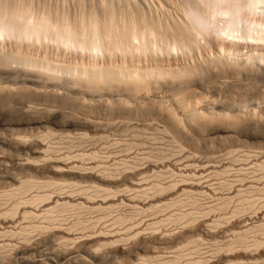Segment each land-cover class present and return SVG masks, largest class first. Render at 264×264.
Here are the masks:
<instances>
[{
  "label": "bare ground",
  "instance_id": "1",
  "mask_svg": "<svg viewBox=\"0 0 264 264\" xmlns=\"http://www.w3.org/2000/svg\"><path fill=\"white\" fill-rule=\"evenodd\" d=\"M6 2H7V0H6ZM190 2H192V1H190ZM210 2H212V4H213L212 8L207 9L210 12H208L206 9L202 12V10H200V9H197V8L194 9L193 8L195 10V13H197L198 18H199V19L197 18L194 20V21H197V22H195V24L197 23V25L193 26L194 25V23H193L192 27H189V26H191L192 23H190L188 21L190 23V25H189V23L186 22L187 20L186 21L183 20L182 22L179 20L180 21L179 24L177 23L178 21L177 22L175 21L173 28H172V26L170 28H169V26H167L168 28L165 27V29H164V30L169 29L168 30V32H169V31H171L170 29L172 28V32H169L166 34L165 33V32H167V30H166L164 33H160V36L162 35L164 40H162L163 39L162 38L161 40L159 39V41H162V43H163V41L164 42L166 41L165 43L168 42V46L170 48L176 44H177L176 47L177 46L179 47L180 46L179 44H181V46H183V47L188 46L190 48L191 47V41L193 40L192 38L195 35L193 34L194 36L193 37L191 36L192 38H190L189 35L191 33H193L192 30L191 31L187 30L188 33L190 32V34L184 35V33H186L187 31L185 30V32H184L182 30L184 33L181 32V27H183V29H187L188 27L191 29L193 28L198 33V35L202 34V36H203L202 38H204V39L206 38L207 43L210 42V45L213 48L212 49L213 50L212 55L209 57L207 56L205 58L201 57V58H203V60L201 62H198L195 64L194 63L191 65L186 64V66H183L180 68L174 67V68H168L166 70H162L158 66H156L155 68H152V67L146 68L145 67L143 70L139 68V70H138V68H136V67H134L135 68L134 69L132 67L127 68L126 66H121V65H120L121 67H119V66L117 67L116 65H115V67H114V65L109 66L111 64H109V65H106V64L105 65H100V64L95 65V63L94 64L92 63L89 66V65H87L89 62L86 63V65L81 64V62H80L81 65L77 64V63L76 64H74V63L70 64L71 62L64 64V62L61 63L59 61H55V59L53 61V59L51 60L50 58L49 59H47L45 57L40 58V57H35L34 55H30L31 53H24L25 47L21 46L22 44H24L26 42V40L28 42L30 41L29 43L33 44V43H35L34 41L36 39H39V40L41 39L40 42L42 40L46 41L44 39H48V42H49V40L52 41V39H53V40H55V41H53L55 43H56V41L63 39L64 41H62V42L65 43V41H66L65 44H67V45L69 44L71 47L69 45H68V47H70V48H72L71 44H74L75 45V46H73L74 49H77L76 47L78 45H80L79 43L81 41L82 42L81 44L84 47L86 46L84 48L85 49L84 50L82 45H81L80 48L83 49V51H86V49L88 50L86 52H89V50L91 49L92 51L91 50L90 51L92 53H93V51L98 52L99 50H100V52L105 51V49L102 46L103 45L109 46V41H111V38H113V37H114L113 38L114 40L117 39V40H115V42H117V41L122 42V40L124 39L123 38L124 36L122 37V34L124 35L126 33L130 36L131 34L134 33L133 37H134V35L136 36V30H137V29H135L136 26L132 25V27H131V24H130V27H129V23H131L133 21L129 20L130 22H127L128 24H126V26L128 28L123 26V25H125L126 22L125 23L122 22L123 24H121V28H127L128 29V31L126 29L127 32L124 31L125 29L124 30L122 29V31H121L120 26L114 24L117 21L115 19L116 18L115 13L119 10L122 11L121 8L119 10L113 9L115 11V13H114L115 15H113V17H115V18L109 17L113 13L112 12L111 14H109L110 10H109L108 14L105 12L108 15V16L107 15L106 16L109 18V20H111V19L116 20L113 22V24L111 23L113 20H111V22H108L109 20H107L106 17H103L102 20L100 18V20H99V18L97 16H95L98 13L93 12V11H95L94 9H90L89 13L93 12L95 15L90 14V16L87 17V19L85 17V19L81 21L80 26L82 27L84 25L83 29L81 27H79L80 31L82 29L81 33L82 32L84 33V31L85 32L88 31V32H86L87 36H86V34L85 35L81 34V35H84L81 37L80 34H78L79 31L78 32L76 31V29L78 30V28L74 27L75 30L72 29L73 26H77L75 21H79L80 17H78V19L76 18V20L73 22V24H76V25H73V26L68 24V23L72 22L71 19H68V23H66V24L65 23L60 24L59 22H61V21L64 22L65 18L62 19L61 21L57 22L59 20L58 17H51V18H54V20H55V18L58 19L56 21L57 22V24H56V22H52L51 18H50L51 22L46 21L50 16L48 13H45V11L47 10V9H45V11L42 10L44 13L42 11L41 12L44 15L45 14L48 15V17L44 16L47 19H45L43 16H42V18L39 17V20L41 19L40 21H42V19H43V22L45 23L44 25H42L43 23L37 19H36V21H39V22H35L33 20L34 23L32 22V24L31 23L26 24L27 20L25 19V21H23L21 19V17H19L21 20L19 19V21H18L17 14H15V17L17 18L16 19L14 17V13H11V16L13 14L12 18H15V19L11 20V17L9 16L11 21L9 20L10 22L8 23V20H7L8 14H5V11H2V10H4L2 7L1 11L4 12L3 15H5V17L6 16L7 17L6 18L4 17L5 20L1 17L3 20L2 19L0 20L1 21L0 22V42L4 43L5 41H8V40L10 41L11 38L13 36H15V38L16 37L20 38V40H17V38L16 39L12 38L15 42L12 40V41H10L11 44H12V42H14V44L15 43L20 44L21 42H18V41L24 42V43L20 44L21 47H24V49H23L24 51H22V49H21L22 52L19 51L20 48H17L16 50H15V48H14V50H11V49L9 50V48H11V47L13 49L14 45H12L11 47L8 45L5 48L6 43H5L4 49H7L9 47L7 49L9 51H4V49H1L2 51H0V185H4V184L9 185L10 184V186H11L10 190L7 189L8 191H1V195H3V198H10V197L12 198V196L18 195L19 192L21 194L22 193L23 194L20 195L16 200H14L11 203L7 202L10 199L7 201L5 200L7 202L6 203L4 201L6 203L5 205L3 203H1L3 199L0 200V264H96V263L104 262L106 257H108L113 252H115L114 254H116V253H119L120 255L122 254V256L125 253V255L127 256L128 253H126V251H129V253H130V252H132V250H134V251H136L135 253H137L139 255V252H137V251L142 250L141 249L142 243L145 244L147 242L149 244V242L150 243L152 242L153 244L160 246V245H165V244L169 243V241L172 239V237H174L171 235H166V233L163 237L161 235H158L161 237H157L154 235H152V236L147 235L148 237L147 236L145 237L144 235L141 236L140 235L142 232L141 229H143L142 228L143 224L141 221H140L141 223L136 225V226L133 224L134 226H132L131 229H129V232H127V233L124 232V234L123 233L118 234V231L115 233L99 231V234H94L91 231L88 233H86V231H85L84 234H80V232H77L74 229L75 226L78 225L77 222H79V225H81L82 223L80 221H78V219L76 220V218H75V220L73 219L75 223L73 221H71L72 223L69 222L70 220H72V219H70V217L72 216L71 214H70L71 216L69 218L67 217L69 212H71L69 210H72V212H74L75 214H80V213H76V212L80 211V209L82 211V209L84 207H85V209L90 208L91 210L94 208H103V209H104V207L110 208V207L114 206L115 204H117V202L120 203L119 200L123 202V204L121 202L122 205H124V204L130 205V206L134 205L133 207H136V206L140 207L142 205H144V206L147 205V200H145L146 198L141 200L140 198L135 197L138 199L137 200V199H134L132 197L133 195H131V193H130V191H131L133 193L135 192V193H139L141 195V193H143V192L145 193V191H147L146 195L148 194L147 188H149V187L148 186L146 187L145 184H142L136 178L138 175L143 173V172H141L142 167H136L137 165L133 166L134 164L129 165L131 162L129 164L124 162V163H121V165L123 164L122 169H118V168L114 167L110 171L111 168H109L106 165L102 166V167H96V165L93 161L88 162L85 160V163H86L85 164L83 161L84 159H86L85 157H87V156L91 157L92 156L95 158V157H97V152H95V151L88 152V151H83V150L80 151V149H81L80 146L83 147V144L85 141L83 137H79L77 140L72 139L70 137L72 139L71 140L70 138H68V135H67V137L65 136L66 138L63 136L62 137L58 136L61 139V143L67 142V144L68 143L70 144V146H71L70 148H73L75 146V147L79 148L80 152L74 153V152H72V151H74V149L72 151L70 149L67 152H63V150H62L61 154H59V153L53 154L54 153L53 147H55V146L52 147L51 145H49L48 142L46 141V139H47V137L51 139V137L53 135L52 133L54 131L51 133V131L48 132L47 130H45V132L47 131L49 134L46 132L47 133L46 135L43 133L44 136H41L42 134L36 135V133H35V135H34V133H30V134L28 133L27 134V132H25V131H24L25 133H23V132L20 133L19 130H17L18 131L17 132L16 129L21 130V129L31 128V130H32L33 127L36 128L37 126H42L43 124L53 123L54 125L61 127L59 129H63V131L65 129V132H67V131L70 132L71 129H73V130L74 129H83L84 131H87L88 133H93V134L96 133L97 134L96 129H95V127H97V126H95L96 125L95 123L90 121L91 119L81 121V120H77V118L71 114H67L64 112L60 113L61 109L68 106V105H70V106L71 105L72 106L77 105L80 109V107H82V106L84 108V106H85V105H83L84 103L86 105L88 104L87 107H89V106L92 107V102H103L106 105V107L108 108L109 113L112 114L113 112H115V113L117 112L119 114H122V116H123V114L127 115V117L128 116L130 117L132 115H134V117H136L135 114L136 115L138 113L143 114L144 112H145V114H147L146 112H149V111L152 112L154 110L153 108H157L159 106L161 107V108L160 107L159 108L162 111L163 99L162 98L159 99V95L157 98V97H150L151 93L148 94L149 96L147 95V93H144V92L148 91L149 88L152 85H154V83H160L157 80H158L159 75L162 73L169 74V75L173 76L174 78L179 79L181 83H179V82H177V83H179L181 85L188 83V84H190L188 86H191V84H193L194 86L192 85V87L193 88L195 87L194 91L192 92V91H190V90H193L192 87H189L190 90H188V88L186 89L185 86H183L184 89H182V90H184V92H185V89L187 90V92L189 91L188 92L189 95L186 93L187 97L184 96L185 97V99H184L183 98L184 93L180 87L181 85H179V84H173L172 85V87L175 86L173 88H177V89L180 88L179 90L182 91L181 92L182 96L176 95V97L178 96V98H176L175 94L176 93L178 94V91L174 94L172 93L174 95L173 97L175 99L173 98L174 99L173 100L172 96H171V99H170L171 102H170L169 98L166 96L168 99L166 101L170 102V103L167 102L168 104H166V106L163 105L167 108L166 110L169 111V114L163 113V114H167V116L165 115L166 118H169L168 116L170 115L171 116L170 118H172V117L174 119L179 118L181 120V122L184 121V123L187 125L188 124L190 125L192 122L195 123L197 121L200 122V120L205 121L207 119L212 120V121L213 120L223 121V120H227V119H230V120H232V119L238 120L239 119L240 120L241 118L243 119L240 112L235 111L234 109H229V108L228 109H220L219 108V107H221L220 102H222L224 100L219 101L216 99L217 101H215L212 99L213 98L212 97L211 99L213 100V102H212V100L209 99L211 101L210 104L212 103L211 111H209L210 109H208L207 111H205L206 109L200 111L199 109L201 108L202 105L198 109L197 106H198V103H200L198 101V97L194 96L197 99L194 98L193 96H192L193 98H189V97L192 95L191 92L203 94L201 92L204 91V94H206L205 92H207V90L210 89V88H208L209 86L206 87L207 82L209 83L211 81L210 78L211 79L213 78L214 80L217 79L215 81L212 79L213 82L211 81V83H210L211 84V86H210L211 90H212V88H214V86L212 85V83H214V82L216 83V86L218 87L217 81H219L218 76H220V75L230 74V75H235V76L237 75V77L238 76L240 77L243 74L244 76L248 77L251 75L253 76L255 71H257L256 72L257 74H258V72H260V73H263V75H264V68H262L261 64H260L261 61H264V51L261 50L258 52V50H257V48H263L264 47V9H261L258 7L257 8L249 7V0H239L240 7L235 9V10H232L230 8L219 7L216 5L215 0H210L208 3H210ZM256 2L258 3V0H256ZM0 3H1V0H0ZM8 3H9V1L7 2V4ZM29 3H30V1H29ZM4 4H6V3H4ZM4 4H0V5L4 6ZM10 5H12V4H10ZM14 7L16 8L15 5H14ZM30 7H31V5H30ZM44 7H45V5H44ZM49 7L50 6L48 5L47 6L48 11H52L51 10L52 8L50 9ZM81 8H82V6H81ZM97 8H100V6L96 7L95 9H97ZM29 9H31V8H29ZM5 10L7 11L9 9H7V7H6ZM12 10L13 9H11V11ZM86 10L83 9V12H85ZM103 10H104V7H103ZM105 10H108V9H105ZM113 10H111V11H113ZM33 11H34V9H33ZM53 11H55V9ZM57 12L59 13L58 10H57ZM57 12H55V13H57ZM83 12L81 14H83ZM51 13L52 12H50V14ZM68 13H70V11ZM131 13H128L127 15L129 16ZM33 14H34V12H33ZM85 14H88V13L85 12ZM120 14L123 17L124 12H120ZM120 14H118V15H120ZM66 15H67V13H66ZM118 15H117V18H118ZM1 16H2V14H1ZM58 16H60V14ZM80 16L82 17V15H80ZM131 16L133 17V14ZM141 16H142V14H141ZM9 17H8V19H9ZM62 17H63V15H62ZM120 17L121 16H119V19H120ZM26 18H28V17H26ZM67 18H70V17H67ZM104 18H106L107 22L105 21V23H101L104 20ZM193 18H194V16H193ZM29 19H31V17ZM44 19H45V21H44ZM50 19H48V20H50ZM80 19H83V18H80ZM128 19H130V18L128 17ZM134 19L136 20V17H134L133 20ZM122 20H124V19H122ZM135 20H134V22H135ZM2 21H4V22H2ZM6 21H7V23H6ZM20 21L24 22V25H27V26H24ZM125 21H127V20L125 19ZM28 22H30V20ZM46 22H50L51 24L50 23L46 24ZM65 22H67V20H65ZM134 22L132 24H134ZM183 22L184 23L186 22L187 25H186V23L184 24ZM18 23L21 25V27H20V25H18ZM141 23H142V21H141ZM182 23H183V25H181ZM39 24H41V25H39ZM135 25H137V24L135 23ZM184 25L187 26V28ZM22 26H24V27H22ZM118 26H119L120 31L117 29ZM163 27H162V31H163ZM132 28H134L133 33L131 30ZM137 28H140V25ZM148 28H149V26H148ZM216 28L218 31H220V33L222 35L221 41H224V42H222L223 44L226 41H228V43H229V41H231L230 43L233 45L234 44L235 45H239V44L243 45L244 44V46H246V48L248 47L249 51H247L248 52L246 54L247 60H245V62L241 61L242 59H239V56L241 55V53H239L240 51L238 52L240 55L238 56V58H236V60H234V58H231V56H229V54H230L229 49L230 48H228V46H226L227 44L221 45V47L214 45L215 41H214L213 36H215V35H213V32L216 30ZM73 30L76 31L77 33L74 32ZM129 30L131 33L129 32ZM148 31H149V29H148ZM158 31H159V29H158ZM162 31L160 29V32H162ZM195 31H194V33L197 34ZM89 32H90V36H89ZM143 32H144V29H143ZM74 33L78 34V36L80 37L78 39V41L80 40L78 45L75 44L76 39H75ZM155 33L157 34V32H155ZM182 33H183V35H182ZM72 34H74V35H72ZM97 34H98V36L102 35V37H104L106 35H111L113 37H111V36L105 37L106 39L111 37L109 40L105 41V42L108 41V43H106L107 45L105 43L104 44L102 43V41L105 40L104 38L102 39V41L99 40L100 42L99 41L98 42L100 43V46L98 47L99 43L97 42L96 46L94 43H96V40L98 38L101 39L102 37L101 38L98 37ZM126 34H125V36L129 38V36ZM137 34H138V32H137ZM95 35L97 36V39H95L96 38ZM115 35H118L119 38L115 37ZM143 35L144 34H142V37H143ZM170 35L174 36V37H183L184 41H181L182 42L181 43V42L177 41L175 38L170 40L168 38V36H170ZM78 36L76 35L77 38H78ZM120 36L122 39L118 40V39H120ZM148 36H149V34H148ZM152 36H153V33H152ZM160 36L158 34V38H160ZM84 37L85 38L89 37V39L86 40ZM93 37L95 40H93ZM25 38H26V40H25ZM90 38L92 39V41L90 40ZM128 38L126 41L123 40L125 42V45H126V42L128 43V41L130 39V38L129 39ZM137 38H138V36H137ZM156 38H157V36H156ZM190 39H192V40H190ZM219 39H221V38H219ZM83 40L84 41L86 40L87 43H86V41H85V43L88 45H85ZM114 40H112V41H114ZM89 41H91V43ZM93 41H95V42L93 43ZM137 41H138V39H137ZM10 42H7V44H10ZM124 42H122L121 44L123 45ZM177 42H179V43H177ZM195 42L192 41V43L199 46L198 41L196 40ZM253 42H255V43H253ZM2 43H1V45H2ZM29 43H27V44L29 45ZM119 43H117V44H119ZM89 44H90V47H91V44H93L94 46L92 48H90ZM159 44H160V42H159ZM58 45H60V44H58ZM115 45H116V43H115ZM162 45L165 46L167 44H162ZM108 46L105 47L106 52L110 51ZM119 46H121V45H119ZM215 46H217L218 48L220 47V48L218 49ZM125 47L123 46L122 48L127 49V45ZM173 47H175V46H173ZM254 47L255 48L257 47L256 48L257 53H255V51H253ZM78 48H79V46H78ZM165 48H166V46H165ZM170 48L169 49L167 48V49L170 50ZM191 48H193V45ZM237 51H238V49H237ZM91 52H89V53H91ZM102 53H104V52H102ZM247 62H248V64H247ZM257 74H254V76L255 75L258 76ZM206 75H208L209 77L208 76L206 77ZM260 75H262V74H260ZM207 78L209 80L206 82ZM241 78H242V76H241ZM254 79H256V78H254ZM173 82H175V81H173ZM182 82H183V84H182ZM204 83H206V84H204ZM215 83H214V85H215ZM219 84H220L219 88L222 87L221 85H223V84H221V83H219ZM176 85L177 86L179 85V87H177ZM155 87H158V84ZM159 87H161V86H159ZM172 87H170V88H172ZM225 87H227V86L225 85ZM152 89L155 90L154 87ZM218 89L216 88V90H218ZM224 89L225 88H223V91H224ZM227 90H229V89H227ZM227 90H226V93L229 92ZM170 91H172V90H170ZM213 91L215 92V90H213ZM223 91H222V93H223ZM216 93H218V91H216L215 94ZM219 93H218V95H219ZM224 93H225V91H224ZM152 95L156 96L157 94L156 95L152 94ZM195 95H197V94H195ZM226 95L227 94H225V96ZM162 97H164V96H162ZM220 98H221V96H220ZM161 99H162V101H161ZM199 99H200V97H199ZM37 101L46 102L49 104L48 106H50V107L41 110L37 106L33 105V102L36 103ZM166 101H163V102H166ZM226 101H228V100L226 99ZM87 102H89V103L91 102V105ZM202 102H203V99H202ZM163 104H165V103H163ZM201 104H203V103H201ZM128 105H130L131 107L133 106L134 109L135 108H137V109L133 110ZM167 105H168V107H167ZM5 106L10 108V109L8 111L2 110L1 108L5 107ZM127 106L130 109H128ZM140 106L144 107V108L140 109ZM154 106H156V107H154ZM91 107H89V110ZM223 107H224V105H223ZM150 108H151V110H150ZM85 109H87V108H85ZM96 109H98V108H96ZM110 110H111V112H110ZM157 110L159 111L158 108H157ZM163 110H164V112H166L165 109H163ZM91 111H93V109ZM155 111H156V109L154 110V112ZM158 111H156V112H158ZM141 114H139V115H141ZM170 121L172 122L173 120L171 119ZM177 123H178V121H177ZM210 123H212V122H210ZM256 123H259V122L255 121L254 125H258ZM262 124H261V126H262ZM174 125L177 127V124H174ZM63 131L61 130V132H63ZM105 131H104V133H106ZM179 131L180 132H178V133H180V135L182 134L183 137H189V135L187 134V132H185L183 130V128L181 129V127H180ZM174 132H175V130H174ZM104 133H103V135H104ZM100 134H102V133H100ZM89 135H91V134H89ZM173 135H174V133H173ZM49 136H51V137H49ZM100 137H104V136H100ZM53 139H55V138H53ZM184 139H187V138H184ZM47 140H49V139H47ZM137 161H138V159H137ZM134 163H135V161H134ZM119 165H117V167ZM146 167H149V166H146ZM119 168H120V166H119ZM197 168H199V167H197ZM195 172H198V171L195 169ZM18 175L20 177H18ZM85 176L89 177V179H85L84 178ZM102 179L105 181H108V182H101ZM117 181H119V183H117ZM114 184H115V187L113 186ZM122 185H124V190H120V188H119L120 186L123 187ZM164 185H161V183H158V184L155 183L154 186L152 185L153 186L152 191L154 190V193H158L159 195H163V194L167 195L168 193L169 194L172 193L173 192L172 190L176 188V187H174L176 185H174V186L172 185L174 188L170 190L168 187L171 184H169V186H166V184H164ZM172 186H170V188H172ZM185 188L186 187H184V189ZM188 188H191L189 190H192V188H195L197 191L199 190L202 193H206L208 190H210L208 185H202V183L189 185ZM180 189H181V187H180ZM182 189H183V186H182ZM31 190L32 191L35 190V192L30 193ZM152 191H150V189H149V192L152 193ZM119 192H122V194H120V196L118 194ZM127 192L130 193L131 198H130V196H128L129 193H127ZM189 192H191V191H189ZM27 193H28V195H27ZM151 193H149V194H151ZM158 194H157V196H158ZM144 195H141V196H144ZM167 196H169V195H167ZM154 197H155V195H154ZM176 202H177V200H176ZM176 202H175V204H176ZM177 203H179V202H177ZM172 204L174 205V203H172ZM149 205H151V204H149ZM72 206L74 208L77 207L78 210L75 209L76 210V212H75L74 208H71ZM60 208H61V214H60V212H58V211H60ZM58 216L61 217V221L58 220ZM120 217L123 218L122 216H120ZM125 217H127V216H125ZM176 217L178 218L179 215ZM68 219H70V220L68 221ZM117 219L120 220V218H117ZM172 219H174V218H172ZM80 220H81V218H80ZM206 221L207 220H205V222ZM72 227H74V228H72ZM234 227H236V226H234ZM193 231H194V228H193ZM185 234H187V233L185 232ZM126 236H128L129 239L134 240L132 242V244L131 245H125L126 243L124 242V245L122 244V245L114 246L115 251L113 250V252H112L113 248H111L112 247L111 244H115V243L117 244L118 241L127 239ZM244 239H246L247 242L243 239H242L243 241H241V242H245L244 244L247 243L245 246V247H247V249L250 246H252V244L259 243L258 239L257 240L253 239L254 241L252 243H249V240L246 237H244ZM183 242H185V241H183ZM232 242L234 244V240ZM232 242H230V243H232ZM236 242H238V241H236ZM152 243H151V245H152ZM248 244H250V245H248ZM231 246H232V244H231ZM229 247H230V245H229ZM233 247H235V246H233ZM233 247H231L230 249L228 248V249L232 250ZM97 249H99V252L96 251ZM146 249L148 250V248H146ZM156 252H158V251H155V253ZM155 253L153 255L152 254L148 255V257L150 258V256L151 257L153 256L154 258H161L159 255L158 256L156 255L158 253H156V254ZM237 253H235V252L234 253H232V252L228 253L227 252L223 256L225 257L226 261H228L227 259L230 260V258L233 255L234 256L239 255L240 257H242L243 259H245L247 261H252L247 250L237 252ZM142 258L141 257L137 258L138 260L135 259L136 261H134V258H133V260L131 261L132 262L131 264H137V261L141 262V264H144L145 261H143L144 258L143 259ZM189 261H190V262H188L189 264H215L216 263V262H212L208 258H205V257L200 256V255L193 257ZM157 263L159 264V262H157ZM229 263H230V261H229ZM234 263L236 264L237 262H234ZM160 264H161V262H160ZM232 264H233V262H232ZM239 264H241V263H239ZM242 264H243V262H242Z\"/></svg>",
  "mask_w": 264,
  "mask_h": 264
},
{
  "label": "rangeland",
  "instance_id": "2",
  "mask_svg": "<svg viewBox=\"0 0 264 264\" xmlns=\"http://www.w3.org/2000/svg\"><path fill=\"white\" fill-rule=\"evenodd\" d=\"M8 1H9V3L7 4ZM29 1H30V3H29ZM45 1L46 0H40V1L39 0H7V2H6V0L5 1L1 0L0 4L6 3L7 5L6 4H4V6L0 5V20L2 18L5 20V18L7 16L8 17L10 16L11 20H13L16 18L15 14H17L18 21L20 19L19 17H21V19L23 21H25V19L27 20V23L25 22L26 24H28V23L32 24L33 20L35 22H39L41 20V19L39 20V17L40 18H42V16L48 17L47 14H45V15L43 14L44 13L43 11H45V9H47L45 11V13L49 14L50 17L48 19H50L51 17H58L59 20L56 18H55V20H54V18H51V19H52V22H56L57 20H58L57 22H59L65 18L64 22H62V21L59 22L60 24H63V23L66 24V23H68V19H71L72 22L69 20L71 23H68V24H70L71 26L77 24V26H73L72 29L75 30L74 27L78 28V30L76 29V31L77 32L79 31L78 34H80V36L82 37L85 34L87 36L86 32H88V31L85 32L83 30L84 33L83 32L81 33L84 25L82 27L80 25H81V21L84 20L85 17L87 19V17L90 16V14L92 15V14H94L93 12H95V13L97 12L98 14H96V15L94 14V15L97 16L99 18V20H100V18L102 20L103 17H106L107 20H109V18L107 17L108 16L107 14L110 10L109 14H111L112 12L113 13L109 17H113V15L116 14V18L115 17H113V18H115L118 22L115 19H111L113 21L111 22V20H109L108 22H111L113 24V22L116 21L118 24L116 22L114 24L119 25L120 28H121V24H123L122 22H124V23L126 22L125 25H123V26L127 27L126 26V24H128L127 22H130L129 20L134 22L135 19L133 20V18L136 17L134 24H132L133 22L129 23V27H130V24H131V27H132V25L136 26V28H135V29H137L136 30V36L134 35V37H133L134 28L131 29L133 34H131L130 36L125 33L126 35L129 36V38L132 36L130 38L131 40L128 37H126L125 34L124 35L122 34V37L124 36L123 40L126 41L127 38L129 39L128 43L126 42L127 49H125L126 45H125V42L123 40H122V42H124V44L122 45L121 44L122 42H120V41H119L120 43L118 41L115 42V40H117V39L114 40L113 39L114 37L111 35H106V36L113 37V38L109 37L108 39L105 38L106 36L102 37V35L98 36V34H97V36L100 38L102 37V38L97 39V36L95 35V37H96L95 39H97L96 43H94L95 41H93L95 46H96L97 42L99 40L102 41L103 38L105 39L104 41H102L103 44L108 43V41L107 42H105V41L109 40L110 38H111V41L114 40L112 42L109 41V46L106 44L110 49V51H108V52H106V48H105L107 46H105L101 43L103 45L102 47L105 49V51H102L104 53L100 52L99 49H98L99 50L98 52L93 51V53L91 52L92 51L91 49H90L91 51L89 50V52H91V53L86 52V51H88L87 49H86V51H83V49L86 46L84 47L81 44L82 42L80 40H79L80 41V43H79L78 39L80 37L78 36V34H75V33H74L75 35L72 34L75 36V39H76L75 44L76 45H78V43L80 44V45H78L79 48H78V46L76 47L77 49H74V47H73V46H75L74 44H71L72 48H70L71 46L69 44L68 45L70 47H68V45L65 44L66 41H65V43L62 42V41H64L63 39L59 40L60 42L56 41V43H55V42H53V41H55L53 39H52V41L49 40V42H48V39H44V38L43 39L46 41L42 40L40 42L41 39L40 40L36 39L34 41L35 43H33V44L29 43L30 41L28 42L26 40V38H25L26 44L22 41H18V42H21L20 44L24 43L21 45V46L25 47V49H24V47H21L20 44H18V43L14 44L15 41L13 39L15 38V36H13L12 37L13 39L11 38V40H10V41H12V40L14 41V42H12V44L9 40L5 41L4 43L0 42V51H2L1 49H4V46L6 43L5 48L8 45L10 47L12 45L15 46V47L13 46V49H12V47L11 48L8 47L9 50L10 49L14 50V48L16 50L17 48H20V50L19 49L18 50L19 51H21V49H22V51L25 50L24 53H31L30 55H34L35 57H40V58L41 57L42 58L45 57L47 59L50 58L51 60L53 59V61L55 59V61H59L61 63L64 62V64L70 63V62H71L70 64H73V63L74 64H76V63L80 64V62H81V64L86 65V63L89 62L87 64L89 66L92 63L93 64L95 63V65H99V64L100 65H105V64L109 65V64H111L109 66H113V65H114V67H115V65L117 67L118 66L119 67L126 66L127 68L128 67H130V68L136 67V68H138V70H139V68L143 70L145 67L146 68L147 67L148 68H151V67L155 68L156 66H158L162 70H166L168 68H174V67L180 68V67L186 66V64L191 65L193 63L195 64V63L201 62L203 60V58H205L207 56L208 57L211 56L212 52H213V50H212L213 48L210 45V42L207 43L206 38L205 39L202 38L203 37L202 34L198 35V33L193 28L192 29L189 28V27H192L193 23H194L193 26L197 25V23L195 24V22H197V21H194V20L198 18V15H197V13H195V10H194L195 7L190 6V4L195 3L196 0H189V1L188 0H138V1L137 0H47L46 2ZM190 1H192V2H190ZM209 1L210 0H206V1L204 0L205 3H208ZM210 3H212V2H210ZM10 4H12V5H10ZM29 4L31 5V7ZM14 5L16 6V8L14 7ZM44 5H45V7H44ZM46 5L47 6L49 5L50 6L49 8L50 9L52 8L51 9L52 11H48V8ZM81 6H82V8H81ZM99 6H100V8L95 9L96 7H99ZM2 7L4 10H2ZM6 7L9 10L6 11L5 10ZM103 7H104V10H103ZM29 8H31V9H29ZM120 8L122 9V11L119 10ZM11 9H13V10L11 11ZM33 9H34V11H33ZM54 9H55V11H53ZM83 9L86 10L85 12L88 14H85V12H83ZM90 9H94L95 11H93L92 13H89ZM105 9H108V10H105ZM113 9L114 10L118 9L120 12H124L125 16L123 15V17H122V15H121L122 13L120 14L119 11H117L115 13V11ZM1 10L5 11V14H8V15L5 17V15H3L4 12H2ZM57 10L59 11V13L57 12ZM111 10H113V11H111ZM69 11L71 14L68 13ZM33 12H34V14H33ZM50 12H52L53 14L52 13L50 14ZM55 12H57V13H55ZM82 12H83V14H81ZM208 12H210V11H208ZM11 13H14L15 18H12L13 14L11 16ZM66 13H67V15H66ZM128 13H131V14L128 16L127 15ZM1 14H2V16H1ZM59 14H60V16H58ZM79 14L82 15V17ZM118 14H120V15H118ZM132 14H133V17L131 16ZM141 14H142V16H141ZM62 15H63V17H62ZM117 15H118V18H117ZM29 16L31 17V19H29L30 18ZM119 16H121L120 19H119ZM193 16H194V18H193ZM8 17H7V20L9 23L11 20H10V17H9V19H8ZM26 17H28V18H26ZM67 17H70V18H67ZM78 17L83 18V19L79 18V21H75L76 18L78 19ZM128 17L130 19H128ZM106 18H104V20H103L104 22L103 21L102 22L100 21V22L101 23H105V21L107 22ZM36 19L39 21H36ZM45 19H47V18H45ZM45 19H44V21H45ZM48 19L46 21L51 22V19L50 20H48ZM122 19H124V20H122ZM125 19L127 21H125ZM29 20H30V22H28ZM65 20H67V22H65ZM179 20L181 22L183 20H185V21L187 20L186 21L187 23H189V22L192 23L191 26H189L190 25V23H189L188 28H187V26L184 25L187 29H183V27H181V32H183V31L185 32V30L186 31L192 30L193 33H191V34H190V32L188 33V31L186 33H184V32L183 33H184V35L190 34L189 35L190 38H192L195 35L192 38L193 40L192 39H190V40H192L193 42H195L197 40L199 43V46L196 45L197 44L196 42H195L196 44H194L191 41V47L193 45V48H191V47L189 48L188 46L183 47V46H181V44H179L180 45L179 47L178 46L176 47L177 44L173 45L175 47H173L170 44L173 47V48L172 47L170 48L168 46V42L165 43L166 41L165 42L163 41V43H162V41H159V39L161 40L163 38L162 35H161L162 37L160 36V33H164L167 30V29L164 30L165 27L168 28L167 26H169V28H170L172 26V28H173L174 24H175L174 22L178 21L177 23L179 24V22H180ZM74 21L76 24H73ZM141 21H142V23H141ZM2 22H4V21H2ZM40 22L43 23V24L41 23L42 25L45 24L43 22V19ZM50 22H46V24L50 23ZM57 22H56V24H57ZM6 23H7V21H6ZM19 23H18V25H20L21 23L24 25V22H21L20 24ZM135 23L138 26L135 25ZM183 23L181 25H183ZM187 23H186V25H187ZM41 24H39V25H41ZM139 25H140V28H137V27H139ZM24 26H27V25H24ZM24 26H22V27H24ZM119 26L117 29L120 31ZM148 26H149V28H148ZM20 27H21V25H20ZM79 27L82 28V29L80 28L81 31L79 30ZM162 27H163V31H162ZM127 28H121V31H122V29L123 30L125 29L124 31H126ZM172 28L170 29L171 31H169V32H172ZM143 29H144V32H143ZM148 29H149V31H148ZM158 29H159V31H158ZM160 29L162 32H160ZM168 30H167V32H165L166 34L169 33ZM76 31H74V32H76ZM127 31H128V29H127ZM194 31L197 34H195ZM129 32H130V30H129ZM137 32H138V34H137ZM155 32H157V34ZM152 33H153V36H152ZM183 33H182V35H183ZM81 34H84V35H81ZM142 34H144L143 37H142ZM148 34H149V36H148ZM158 34H159L160 38H158ZM76 35L78 36V38L76 37ZM213 35H215V36H213L214 41H215L214 45L221 47V45L227 44L226 46H228V48H230L229 49V53H230L229 56H231V58H234V60H236V58H238V56L240 55L239 53H241V55L239 56V59H242L241 61H243V62H245V60H247L246 54L248 53L247 51H249V49H248V47L246 48V46H244V44L243 45H241V44H239V45L234 44L233 45L230 43L231 41H229V43H228V41H226L227 43L225 42L223 44L222 42H224V41H221L222 35H221L220 31L217 30V28L213 32ZM89 36H90V32H89ZM137 36H138V38H137ZM156 36H157V38H156ZM115 37L119 38L118 35H115ZM219 38H221V39H219ZM85 39L88 40L89 37H87ZM95 39L93 37V40H95ZM121 39L122 38L120 36V39H118V40H121ZM137 39H138V41H137ZM17 40H20V38H17ZM90 40L92 41L91 38H90ZM162 40H164V38ZM85 41L83 40L84 44L88 45V44H86L87 41H86V43H85ZM91 41H89V42L91 43ZM181 41H184V40H180L179 42H181ZM7 42H10V44H7ZM114 42L116 43V45ZM159 42H160V44H159ZM179 42H177V43H179ZM1 43H2V45H1ZM27 43H29V45ZM57 43L60 45H58ZM117 43H119V44H117ZM162 44H167V45H165L166 48ZM81 45H82L83 49L80 48ZM119 45H121V46H119ZM93 46L94 45L91 44V47H90V44H89L90 48H92ZM99 46H100V43L98 44V47ZM123 46L125 47L124 48L125 50L122 48ZM217 46H215V47L218 48ZM167 48L168 49L170 48V50H168ZM256 48L255 47H254V49L252 48L253 51H255V53H257L256 52L257 50H258V52L261 50L264 51V47L263 48H257V50H256ZM7 49H4V51H9ZM237 49H238V51H237ZM201 57H203V58H201ZM247 64H248V62H247ZM256 72L257 71H255L254 74H257ZM254 74H253V76L251 75L248 77H246L242 74L241 76L243 79L241 78V76L237 77V75L236 76L230 75V74L220 75V76H218V79L220 82L217 81L218 87L216 86V83L214 82L215 85H214V83H212V85L214 86L215 89L212 88V90L210 87L211 86L210 83H211V81L213 82L214 79L212 78L213 79L212 80L210 78L211 81L208 83L207 81L209 79L207 78V80H206L207 86L206 87L209 86L208 88H210V89H208L207 92L209 91L210 93L208 92L209 93L208 94L207 92H205L206 94H204V91L201 92L203 94L194 92L195 94H197V95H195L194 93H192L194 91V88H195V87L194 88L192 87L193 84H191V86H188L190 84L185 83V82H184L185 84H183V82H182L183 85H181V84H179V83H181L179 79H176L169 74L162 73L159 75L158 80H157L160 83H154L155 86L158 84V87H155L154 85H152L151 87L152 88L154 87L155 90L150 87L148 91L144 92V93H147V95L151 93L150 97H157L158 98V95H159V99L162 98L163 101H166V100H168L167 97L170 100L171 96H172V99H173L174 98L173 94L176 93L177 91H178V94L176 93L175 97H176V95L182 96L181 92L183 91V93H184L183 98L185 99V97H187L186 95L187 94L189 95V93H188L189 91L187 92L186 89L188 88V90H190L189 87H192L193 90H190V91H192L191 92L192 95L189 98H193L194 96L198 97V101L200 102V103H198V106H197L198 109L200 108L201 105L203 106V107L201 106V108L199 109L200 111L205 110V109H206L205 111H207L208 109H210L209 111H211L212 103L210 104V102H211L210 100H212V99L215 101L224 100L222 102L223 103L225 102V103L223 104L222 102H220L221 107H219V108L220 109H228L229 108V109H234L235 111L240 112V114L243 117V119L241 118L240 120L239 119L238 120L237 119L236 120L227 119V120H223L224 121L223 122V121H219V120L218 121H216V120L212 121V120L207 119V120H205L207 123L204 120H202V121L200 120V122L199 121H197L195 123L192 122L193 124L191 123L190 125L189 124L187 125L184 123V121L181 122V120L179 118H176V119H174L173 117L170 118L171 117L170 115L168 116L170 119L166 118L167 114H169V111L166 110L167 108L165 106H166V104L170 103L171 100H170V102L169 101L163 102L161 99L163 112L160 110L161 107L159 106L160 108L157 107L159 109V111L157 110V108H153L154 110L156 109V111H158V112L155 111L156 113L154 112V110L152 111L153 113L151 111H149L150 113L146 112L147 114H145V112L143 114L138 113L137 115L134 113L136 117H134V115L127 117V115H124V114L122 116V114H119L117 112L116 113L113 112L111 114V113H109L108 108L106 107V105L103 102H92V107L91 106H89V107H91L93 109V111H91L92 110L91 108L89 110V107H87L88 104L86 105L85 103L83 104V105H85L84 108L82 106L79 109V107L77 105L76 106L68 105V106L61 109L60 113L64 112L67 114H71V115L75 116L77 118V120L84 121V120H90L91 119L90 121L95 123L96 124V125L94 124L95 126H97V127L99 126L98 128L94 126L96 129V132H97V134L94 133L95 135L93 133H88L87 131H84L83 129H74L75 131L73 129H71L72 131L70 130V132H68L66 130L67 132H65V129L63 131V129H59L61 127L56 126L53 123L43 124L42 126H37L36 128L33 127L32 130H31V128L21 129V130L16 129V131L19 130L20 133L27 132V134L28 133L29 134L34 133V135L36 133V135L42 134L41 136H44V134L46 135L49 131H51V133L54 131L52 133L53 134L52 137L49 136V137H51V139L47 137V139H49L50 141L46 139V141L48 142L49 145H51L52 147L55 146V147H53V149H54L53 154H56V153L61 154L62 150H63V152H67L70 149H71V151L74 149V151H72L74 153L80 152L82 150L88 151V152L95 151V152H97L98 158L95 157L96 158L95 159L94 157L91 156L93 158L92 159L90 156H87V157H85L86 159H84L83 161H84V163H85V160L88 162L93 161L95 163L96 167H102V166L106 165L109 168H111L110 169V171H111L112 168H114V167H116L118 169H122L123 164L121 165V163H124V162L127 164H129L131 162L129 165L134 164L133 166L137 165L136 167H142L141 172H143V173L138 175L136 178L142 184H145L146 187L147 186L149 187V188H147L148 189V194H147L148 196L146 195L147 191H145V193L144 192L141 193V195L145 194L144 196H141L139 193H135V192L133 193L131 191H130V193H131V195H133L132 197L134 199H137L135 197H138L141 200L146 198L145 200H147V205L140 206L141 205L140 204L139 206L141 208L137 207V206L133 207L134 205H132V206L126 205V204L122 205L123 202L119 200L120 203L117 202V204H115L114 206H112L110 208H107V207L106 208L104 207V209L103 208H94L91 210L90 208L85 209V207H84L82 209V211L80 209V211H78V212H76V210H78L77 207L74 208L72 206L71 208H74V210L76 209L75 212L80 213V214H75L74 212H72V210H69L71 212H69V214H68L69 216L67 215V217L69 218L72 215L70 217V219H72V220L68 219V221L70 220L69 222H71V221L74 222V220L76 218V220L78 219V221H80L82 223L81 225H79V222H77L78 225L75 224L76 225L75 228L72 227L77 232H80V234H84L85 231H86V233L91 231L94 234H99V231L113 232V233L118 231V234H122V233L124 234V232H126V233L129 232V229H131L132 226H134V225L136 226L142 222V224H143L142 228L143 229H141L142 230V232L140 234L141 236L144 235L146 237L147 235L148 236L154 235L157 237H161V236L163 237L166 233V235H171L174 237H172V239L169 241V243H167L165 245H160V246L155 245L152 242H151L152 245L150 242H149V244L147 242H146L147 244L145 242H144L145 244L142 243L141 244L142 250L137 251V252H139V255L137 253H135L136 251H134L132 249H131L132 252H130V253H129V251H126V253H128L127 256L125 255V253L123 256H122V254L120 255L119 253L114 254L115 253V252H113V250L115 249L114 246H118V245H122V244L124 245V242L126 243L125 245H131L132 242L134 241L133 239H129L128 236H126V238L128 240L125 239L126 241L121 240V241H118L117 244L116 243L111 244V246H112L111 248H113L112 249L113 253L110 254L108 257H106L104 262H100V263H96V264H118V261H124V260H127L128 264H131L132 263L131 261L133 260V258H134V261H136L135 259L140 258V257L144 258V259L143 258L142 259H143V261H145L146 264H158L157 262H159V264H160V262H161V264H187L188 262H190L189 261L190 259H192L193 257H196L197 255L208 258L212 262H216L215 264H230V263L232 264V262H233V264H235L234 262H237L238 264L239 263L242 264V262H243V264H258V261H254V260L247 261V260L243 259L242 257H240L239 255L238 256L233 255L230 258V260L227 259L228 261H226L225 257L223 256L227 252L228 253H231V252L237 253V252H241V251H246L247 247H245V246L247 243L244 244L245 242H241L243 240L246 241V239H244V237H246L249 240V243H252L254 240H257V238L254 234L258 232V229L256 227H252V228L248 227L249 220L245 219V217L247 216V217L251 218V217L260 215L262 212H264V127H263L264 126V110H262V109H264L263 108L264 107V99H263L264 98V75H263V73H260V72H258V74H257L258 76H256V75L254 76ZM260 74H262V75H260ZM207 76L208 75H206V77ZM254 78H256V79H254ZM215 80H217V79H215ZM173 81H175V82H173ZM177 82H179V83H177ZM219 83L223 84L224 86L221 85L222 87L219 88V86H220ZM173 84L181 85L180 86L181 90L184 89L183 86H185V88H186L185 92H184V90L180 91L179 90L180 88H178V89L173 88V87H175V86L172 87ZM204 84H206V83H204ZM179 85L178 86L176 85V86L179 87ZM225 85L227 87H225ZM159 86H161V87H159ZM170 87H172L174 90ZM216 88L217 89L219 88L220 90L219 89L216 90ZM223 88H225L224 89L225 93L223 91ZM226 88L229 90H227ZM170 90H172V91H170ZM213 90H215V92L218 91V93L222 90L223 93L221 91L218 95V93L215 94V92ZM226 90L229 92L226 93ZM152 94H155V95L157 94V95L154 96ZM225 94H227V95L225 96ZM162 96H164L165 98ZM220 96H221V98H220ZM196 97H194V98H196ZM199 97H200V99H199ZM176 98H178V96ZM202 99H203V102H202ZM226 99L228 101H226ZM213 100H212V102H213ZM87 103H89V102H87ZM163 103H165V104H163ZM201 103H203V104H201ZM89 104L91 105V102ZM222 104L224 105V107L225 106L226 107L224 108ZM33 105L37 106L41 110L50 107V106H48L49 105L48 103L43 102V101H40V102L37 101L36 103L33 102ZM163 105H165V106H163ZM128 106L133 110L137 109V108L134 109L133 106L132 107L130 105H128ZM141 106H140V109L144 108ZM156 106H154V107H156ZM129 107H128V109H130ZM167 107H168V105H167ZM85 108H87L89 111ZM94 108L95 109L98 108V109L95 110ZM1 109L4 111H8L10 108L5 106ZM163 109H165L166 112H164ZM150 110H151V108H150ZM110 112H111V110H110ZM163 113H167V114H163ZM139 114H141V115H139ZM171 119L173 120L172 122L170 121ZM177 121L179 124L177 123ZM255 121L259 122V123H256L258 125H254ZM210 122H212V123H210ZM251 122L252 123L254 122V123L252 124ZM174 124H177V127H176L177 129H180V127H181V129L183 128V130L185 132H187L189 137H183L182 134H181L182 135L181 136L180 133H178V131L174 129V127H173V126H175ZM261 124H262V126H261ZM45 130H47L48 132L46 131L47 132L46 133ZM61 130L63 132H61ZM174 130H175V132H174ZM104 131L106 133H104ZM100 133H102V134H100ZM103 133H104V135H103ZM173 133H174V135H173ZM89 134H91V135H89ZM67 135H68V138L71 137L72 139H75V140H77L79 137L84 138L85 141H84L83 147L80 146V148H81L80 151H79V148H77L75 146L73 148H70L71 146L69 143L67 144V142L61 143L60 137H62V136L67 137ZM99 135L104 136V137H100ZM58 136H60V137H58ZM53 138H55V139H53ZM184 138H187V139H184ZM137 159H138V161H137ZM134 161H135V163H134ZM116 164L117 165L120 164L119 165L120 168H119V166L117 167ZM146 166H149V167H146ZM197 167H199V168H197ZM195 169L198 172H195ZM18 177H20V176L18 175ZM155 183L156 184L161 183V185L166 184V186H169V184H171L170 186L176 185V186H174L176 188L173 189L174 188L173 186H172V188H170V186L168 187L170 190L173 189L172 190L173 192L171 191L172 193L167 194L169 196L171 195L170 197L167 195H164V194L159 195L158 193H154V190L152 191V187L155 185ZM198 183L199 184L202 183V185H208L210 190H208L206 193H202L199 190H198L199 191L198 192L195 188H192V190H189V189H191V188H188L189 185L198 184ZM7 185L8 184L0 185V195H1V191H8L11 189L10 184L8 186ZM122 186L123 187H121V186L119 187L120 190H124V185H122ZM179 186L181 187V189ZM182 186H183V189H182ZM184 187H186L185 189L187 191L184 189ZM149 189H150V191H152V193L149 192ZM189 191H191V192H189ZM32 192L34 193L35 190H33V191L31 190L30 193H32ZM127 193H129V192H127ZM130 193L128 194V196H130V198H131ZM149 193H151V194H149ZM22 194L19 192L18 195L12 196V198L11 197L10 198H3V195H1L2 197L0 196V198H1L0 200L3 199L1 203H3L4 205L7 202L11 203L14 200H16ZM118 194L120 196V194H122V192H119ZM157 194H158V196H157ZM27 195H28V193H27ZM154 195H155V197H154ZM5 200L6 201L9 200V201L6 202ZM176 200L179 203H177ZM121 202H122V204H121ZM175 202H176V204H175ZM172 203H174V205ZM149 204H151V205H149ZM58 212H60V214H61V208H60V211H58ZM117 215L118 216L120 215L122 217L125 215L127 217L124 216L125 218L123 217L124 218L123 219L120 216L118 217ZM178 215H179V217L181 215L183 217L182 216L180 218L178 217L180 219L179 220L176 217ZM80 218H81V220H80ZM117 218H120V220H118ZM172 218H174V219H172ZM58 220L61 221V217L58 216ZM205 220H207V221L205 222ZM194 223H200V230L196 231L194 228L195 232L193 230L192 231H186L189 228V225H191V224L193 225ZM242 225H243V227H242ZM234 226H236V227H234ZM185 232L187 234H185ZM193 232L195 234H193ZM209 232L212 235H210ZM158 235H161V236H158ZM233 240H234L235 245L232 242ZM183 241H185V242H183ZM236 241H238V242H236ZM228 242L229 243L232 242V243L229 244ZM231 244H232V246H231ZM229 245H230V247H229ZM248 245H250V244H248ZM233 246H235V247H233ZM231 247H233V249L229 250ZM146 248H148V250ZM155 251H158V252H156L158 254H156ZM153 252L157 256L159 255L161 258H154L153 256L152 257L150 256V258H149L148 255H150V254L153 255L154 254ZM229 261H230V263H229Z\"/></svg>",
  "mask_w": 264,
  "mask_h": 264
},
{
  "label": "snow or ice",
  "instance_id": "3",
  "mask_svg": "<svg viewBox=\"0 0 264 264\" xmlns=\"http://www.w3.org/2000/svg\"><path fill=\"white\" fill-rule=\"evenodd\" d=\"M215 3L219 7L230 8L232 10H235L240 7L239 0H215ZM190 6L200 9L203 12L205 9L212 8L213 4L205 3L204 0H196V2L191 3ZM249 7H253V8L258 7L264 9V0H258V3L256 2V0H249ZM168 38L170 40L175 38L177 41L184 40L183 37H174L171 35L168 36ZM260 64L261 67L264 68V61H261ZM174 129L179 132V129H177L176 126H174ZM84 178L89 179V177L87 176H85ZM101 182H108V181L102 179ZM117 183H119V181H117ZM113 186L115 187V184ZM245 219L249 220L248 227L250 228L256 227L258 229V232L255 233L254 235L259 240V243H254L250 248L247 249L249 256L252 260L258 261V264H264V212H262L260 215L251 218L246 216ZM193 228H195L196 231H199L200 223H194L193 225H190L186 231H192ZM193 234L195 233L193 232ZM96 251L99 252V249H97ZM118 264H128V261L127 260L118 261ZM137 264H141V262L137 261Z\"/></svg>",
  "mask_w": 264,
  "mask_h": 264
}]
</instances>
